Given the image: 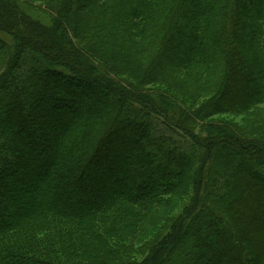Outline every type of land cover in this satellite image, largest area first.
Wrapping results in <instances>:
<instances>
[{
  "label": "trees",
  "instance_id": "obj_1",
  "mask_svg": "<svg viewBox=\"0 0 264 264\" xmlns=\"http://www.w3.org/2000/svg\"><path fill=\"white\" fill-rule=\"evenodd\" d=\"M0 264H264V0H0Z\"/></svg>",
  "mask_w": 264,
  "mask_h": 264
},
{
  "label": "rangeland",
  "instance_id": "obj_2",
  "mask_svg": "<svg viewBox=\"0 0 264 264\" xmlns=\"http://www.w3.org/2000/svg\"><path fill=\"white\" fill-rule=\"evenodd\" d=\"M18 1H22V2H24V4H29V3H31V0H18ZM35 7H37V5L36 6H34V7H31V9L30 8H26V16L27 17H31V12H32V10L33 9H35ZM37 9V8H36ZM37 11V10H36ZM38 17H36L37 19H39V20H42V14L41 13H39L38 15H37ZM44 18V17H43ZM28 28V27H27ZM77 89H79L81 92H82V95L84 94V95H86V96H82L81 95V93H79L78 91H76L75 90V92L74 91H71L70 93H67V97H68V101L71 103V104H75L76 102H79V101H84V102H86V101H93V100H97V99H101L102 98V96L100 95V93L97 91L96 93H94V94H92V93H90V92H85V93H83V90H86V88L84 87V86H80L79 88L78 87H76ZM64 95H65V93H63ZM225 120H231V121H234V122H236V123H241V118H233L232 116H230V117H226V118H224ZM26 183V182H25ZM31 183V182H30ZM56 183H58L59 185H66V183H63V182H60V181H57L56 180ZM18 185V182H16V180L14 179V182L12 183V187L13 188H15L16 186ZM51 194H56V192H53V193H50V195ZM66 200H68V202L70 201V199H67L66 198ZM74 200V199H73ZM32 203V202H31ZM33 204V203H32ZM34 205V204H33ZM33 205H31V206H33ZM178 211H179V208L177 209ZM174 211H173V208H166V207H164L163 209H161L160 210V213H161V216L162 217H164L165 215L166 216H168V215H172V213H173ZM172 225L173 226H175L174 225V222L172 223ZM171 226V223H168L167 224V230H168V228ZM166 230V231H167ZM145 233H143L142 235H144ZM142 235H141V241H143V244H145L147 241H145L144 239H143V237H142ZM139 247H140V245H139ZM139 247H135V249H134V251H138V248Z\"/></svg>",
  "mask_w": 264,
  "mask_h": 264
}]
</instances>
